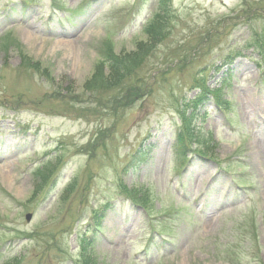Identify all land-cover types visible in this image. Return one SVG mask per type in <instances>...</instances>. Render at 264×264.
<instances>
[{"label":"rangeland","instance_id":"obj_1","mask_svg":"<svg viewBox=\"0 0 264 264\" xmlns=\"http://www.w3.org/2000/svg\"><path fill=\"white\" fill-rule=\"evenodd\" d=\"M0 264H264V0H0Z\"/></svg>","mask_w":264,"mask_h":264},{"label":"trees","instance_id":"obj_2","mask_svg":"<svg viewBox=\"0 0 264 264\" xmlns=\"http://www.w3.org/2000/svg\"><path fill=\"white\" fill-rule=\"evenodd\" d=\"M114 68H115V70H117L118 69V66H117V63L116 64H114ZM114 70V69H113ZM125 72V71H124ZM49 173H47V175H48ZM43 175V174H42Z\"/></svg>","mask_w":264,"mask_h":264},{"label":"bare ground","instance_id":"obj_3","mask_svg":"<svg viewBox=\"0 0 264 264\" xmlns=\"http://www.w3.org/2000/svg\"><path fill=\"white\" fill-rule=\"evenodd\" d=\"M256 142H258V143H259V140H258V141H256ZM258 143H257V144H258ZM255 146H256L258 149H260V145H259V144H258V145H255V144H254V147H255ZM11 228H12V227H11Z\"/></svg>","mask_w":264,"mask_h":264},{"label":"water","instance_id":"obj_4","mask_svg":"<svg viewBox=\"0 0 264 264\" xmlns=\"http://www.w3.org/2000/svg\"><path fill=\"white\" fill-rule=\"evenodd\" d=\"M30 218H31V215H30V214H29V215H27V219H28V220H30Z\"/></svg>","mask_w":264,"mask_h":264}]
</instances>
